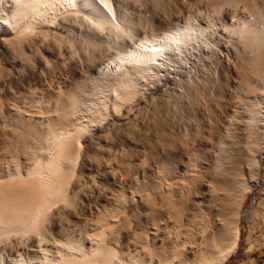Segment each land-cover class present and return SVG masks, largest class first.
<instances>
[{"label": "bare ground", "instance_id": "6f19581e", "mask_svg": "<svg viewBox=\"0 0 264 264\" xmlns=\"http://www.w3.org/2000/svg\"><path fill=\"white\" fill-rule=\"evenodd\" d=\"M130 1L0 0L1 41L15 53L14 56L18 54V57L24 61L29 60L31 63L33 48L41 40L45 48H57V52H53L51 55H43V52L40 54L39 50L42 51V47L37 51V53L39 52L38 56L43 55L42 59L46 58L48 64L49 60L55 66L59 63H63L64 67L66 64H73L80 70V76L77 79L74 78L76 81L71 90L66 91L64 79L63 81L58 79L55 86V81H53L54 84L52 83L55 88H51V83L49 84L51 87L44 88L43 85L42 88L40 87L42 96L40 94L38 97L45 96L43 100L40 98V102H38L39 98H33L31 95L30 103L31 105L34 103L35 110L29 111L31 115L27 119L34 129L30 128L24 133L25 140H29L26 143L28 144L27 149L29 147L31 151L29 162H22L17 150L10 160L0 162V245L1 243H10L13 239L17 241L27 239L29 244H32L35 239L38 241L37 249L30 250L28 253L0 254V264H224L235 253L245 198L251 187L259 183L258 176L262 171L258 157L262 150L261 143L264 141V138L260 136L264 134L262 127L264 123V113L262 112L264 111H262L263 108L261 109L259 101L264 96V3H259L257 0H224L226 5L228 2L234 7H238L240 1L242 9H238L239 12L235 9L234 13L231 11L229 14L233 13L231 16L235 17V20L232 22L230 20V23L221 22L223 23L222 28L219 27V29L215 22L210 20L212 19L210 18L211 14L209 16V13H207L208 15L205 13L210 19H205L206 21L202 22L203 19L194 17L190 12L186 16L177 15V13L170 15L169 13L168 23L165 22L166 26L164 28L157 26L158 29H154L155 26L152 25V28L150 25L154 23L155 18H151V23L150 16L148 19L141 14V10L139 13L138 11L134 12V8L130 10L132 9L130 8L132 6L128 5ZM148 1L137 2L144 4L149 3ZM151 1L153 5H150L154 7V10L151 8V13L156 9L166 8L164 10H167L168 8L164 5L165 0ZM137 2L136 4H139ZM218 2L216 0L215 3ZM221 2L224 4L223 0ZM210 3L208 1L205 6ZM212 3V9H214L216 5L214 4L213 7ZM222 4L219 3L221 9L223 8ZM226 5L224 4V6ZM234 7L230 9L232 10ZM169 9L168 12H171ZM216 9L219 8L216 7ZM180 11L182 10L180 9ZM217 11L214 12V15ZM157 12L160 13L158 10ZM223 13L224 18L228 19L227 11H223ZM155 17L157 18V16ZM218 18L221 19L220 15ZM141 27L149 28L142 31ZM40 44L42 43L40 42ZM29 49L32 52H28ZM46 51H49L48 48ZM211 58L227 63V67L231 59L232 64L233 61L239 60L240 62H238L242 64L241 66L237 64L240 66L237 71L236 67L234 69L232 64L229 63V65L233 67L236 75H240L237 76L238 78L242 76L240 85L243 83L244 89L246 88L247 94L249 91L250 95L242 115L238 113L249 136L245 148L246 159L241 162L243 166L240 163L242 170L247 171L248 182L243 183L239 179V172L238 176L236 175L238 178H235L237 180H234V184L238 186L243 184V191L239 188L240 186L235 190L231 186L233 184L224 182L228 178L224 179V165L220 160L228 158L227 152L231 150L232 145L227 132L220 138L219 153L215 154L213 163L208 164L211 165L209 167H206V162L196 154L195 156H187V154L185 155L187 159H182L185 153L183 156L180 151V154L178 152L175 154L176 148L172 147L174 143L170 141L171 143L168 142V145L173 143L170 146L175 150L169 149L166 144L164 148L167 149L165 152L163 151L164 158L158 160L156 157L159 156V153L158 156L155 155L157 160L155 158L153 160L149 156L151 159L148 158L149 161L146 156L144 160H148L147 166L138 161L142 170L137 169L139 163L135 166L134 163L137 161L130 162L132 164L130 166L136 168L134 170L130 167L131 175L127 181H117L119 194L113 200L116 207L110 206L103 217H114V213L122 215L120 211L127 210L133 205L137 212L139 202L136 201L135 196L140 195V199L145 197L144 202H147V206L144 208L147 211L145 212L147 223H141L145 226L142 225V241L138 246L130 245L126 248L127 254H125L121 246L113 247L106 244L103 238L104 231L99 232L98 235L95 234L94 236L97 238L93 239L89 245L85 244L84 239L69 235L63 242L53 241L50 248L43 247L41 242L48 236L49 226L50 224L54 225L55 217L57 215L60 217L59 214L68 207L76 209V205L79 204L74 184L76 177L83 171L80 170L82 166L79 169L85 147L83 139L87 138L85 136L93 129V126L107 121L123 109H126L127 115L134 109V106L137 108L142 101L149 97L148 93L151 94L149 98L153 99L151 90L154 86L158 87V84L161 86L166 83L171 84L168 88V91H171V96L167 97L168 104L173 102L174 108L192 112L194 105L203 100H201L202 89L206 86L207 80L204 78L205 76L199 77L197 68L199 69L200 62L206 59L211 60ZM47 61H45L46 64ZM60 66L62 65L60 64L58 68L62 69ZM227 70L229 69L227 68ZM41 74L44 75V73ZM68 76L70 75L68 74ZM71 79L73 78L71 77ZM214 79H218V77ZM176 86L181 90L175 92ZM218 86L221 88L222 85L218 82ZM149 88L152 89L148 91ZM34 90L31 92H36ZM244 91L242 89V93ZM47 97L54 100L53 110L49 108L52 106L49 105V100H45ZM137 99L138 101H136ZM42 101L46 104L45 106L44 104L38 105L42 104ZM48 111H56L57 114L55 116L52 113L55 117H51ZM233 111H235L233 114L236 115V110ZM36 114L42 117L35 120L36 116L32 115ZM47 114L49 115L46 116ZM17 117L20 122L25 121V117L23 116V119L21 114ZM241 122L239 121V123ZM184 134L186 133L184 132ZM160 137L159 135L149 136V145H152ZM180 148L182 150V147ZM184 152L187 151L184 150ZM177 155L182 157L178 158ZM191 155L194 154L191 153ZM93 169L89 167L88 173L93 176L92 179L96 182L93 171L99 174L102 169L100 167ZM101 174L104 175V172ZM207 174L211 179L204 182L201 179H204L203 177H206ZM126 186L129 189L127 194L124 191ZM220 190L224 191L221 195L217 193ZM166 197H172L171 200L177 202V205L180 204V207H177L175 211L172 210L174 213L171 214L174 215H170L171 209L167 213L168 210L164 212L159 206L160 204L163 207ZM216 200H219L218 204L221 207L218 206L219 209H217L219 218L216 217V219L218 222L213 221L217 227L214 232L208 231V219L211 217L213 207L207 206V209L203 210L202 206L204 202L212 203ZM173 205L170 207L173 208ZM171 218L173 228L171 231H167L170 229L168 227ZM134 222L136 225L140 223L139 220ZM108 227L110 226L106 228ZM163 231L166 232L165 235ZM162 233L165 237L161 235ZM168 233H172L173 235H171L175 239L173 244L169 245L172 251L168 255H160L161 252H156V242L160 241L161 246L164 247L161 251H164L167 248L164 246L167 243L164 244L165 240L169 241L172 238ZM182 233L183 240L180 237ZM186 244L194 245L198 249L195 250L196 255L193 261L187 258Z\"/></svg>", "mask_w": 264, "mask_h": 264}, {"label": "rangeland", "instance_id": "374dc122", "mask_svg": "<svg viewBox=\"0 0 264 264\" xmlns=\"http://www.w3.org/2000/svg\"><path fill=\"white\" fill-rule=\"evenodd\" d=\"M135 1L137 2L140 0H135ZM135 1L133 2V0H131L130 2H128L129 7L132 6V7H130L132 9H130V8L129 9L133 10V8H134L133 11L134 12L138 11V13L141 10V14H143L145 17H147L149 19V16H150L151 23H152V19L155 18L153 20L154 23L150 25V27H152V25H153V27L155 26L154 29H158L160 27L164 28V26H166V24L168 23L169 13H170V15L177 13V15L182 14L181 16H184V15L186 16V14H189V12L194 17H197L198 19L200 18V20L203 19V20H201L202 22L206 21L205 19L212 18L210 20H213V22H215V25L219 29V27L222 28V24L224 23V21L230 23V20H231V22H232V20H235V17L231 16V15H233L235 9H237V11H238V9L239 10L242 9V6H241L242 2L240 5V1L238 2V7H234L232 4H229L228 2L226 5V1L224 2V0H223L224 4L227 6L226 7V6H224V4H222L221 0H218L219 2L217 4L215 3L216 0H207V1L206 0H165L166 2L164 5H165V7L168 6L167 10H164L166 8L163 9L164 11L162 9H156L154 11L155 13L154 12L151 13L152 12L151 8H152V10H154V7L152 6L153 3H151L152 2L151 0H149V1L147 0L149 2V3L146 2L147 4L146 3L143 4L141 2L143 4L142 9L144 6L143 11H142L141 6H140L141 3L137 2L139 4H136ZM203 1L205 3H202ZM208 1H209V3H210V1H211V3L215 1L214 3H212L213 7H214V4L216 5L214 7V9H212L211 3L207 4V6H205L206 3H208ZM257 1L259 3L260 2L264 3L263 2L264 0H257ZM134 3H135V7H134ZM219 3L222 4V7H223L222 9L220 8L221 6H219ZM150 4H152V5H150ZM146 5H147V7H146ZM148 5H150V6H148ZM228 6H230V7H228ZM169 7H170V9H169ZM187 7H188V9H187ZM216 7H218L220 10L216 9ZM231 7H234V8H232V10H231L230 9ZM263 7H264V4H263ZM148 8H150V9H148ZM199 8H200V10H199ZM210 8H211V10H210ZM145 9H148V10L146 11ZM168 9H169V11H171L173 13L168 12ZM180 9L182 11H180ZM215 9L218 10L217 12H219L218 14H217V12L215 13L216 16L214 15V12L216 11ZM149 10H150V12H149ZM157 10L160 11V13L162 11V13L160 14L159 12H157ZM196 11H197V13H196ZM223 11L224 12L227 11L228 14L231 13V11H233L232 14H229L230 18L232 17L233 19L232 18L230 19L229 15H228V19L227 18L225 19L224 18L225 16H223V14H224ZM198 12L199 13L201 12L200 15ZM205 13L206 14L209 13V16L211 14L210 18H207L209 16H207L208 14L205 15ZM218 15H220L221 19L218 18ZM155 16H157V18ZM203 16H205L206 18ZM213 18H215V19H213ZM218 20H219V22H218ZM165 22H166V24H165ZM221 22H223V23H221ZM218 25H220V26H218ZM157 26H158V28H157ZM147 29L141 27L142 31L143 30L145 31ZM40 42L42 44H40ZM37 43H38V45H37ZM37 43H36V47H39V48L34 47L33 48L34 53L31 50L32 48L28 50V52L33 53V55L31 53V59H33V60H31L32 62L29 63L30 62L29 60H26L27 62L24 61L23 59H21L20 57L17 56L18 54H16L14 56L13 54H15V53L13 51H11V49H9L6 44L5 45L3 44V42L1 41V36H0V162H2V161L7 162L18 151L20 152V153L18 152V156H19L20 160L24 163L29 162L28 159L31 157V155H30L31 151L29 150V147L27 149L28 144H26V143H28L29 140L28 141L25 140L26 138H24L25 137L24 133H26V131H28V129H30V128L34 129V127L30 124V122L27 119V117H29L31 115L29 111L35 110L34 103H32V105L30 103L32 100L31 95L33 98L34 97L39 98L38 102H40L41 101L40 98H42V97H40V96H42L40 87L42 85H43L42 87H44V88L47 86H50L49 84L50 83L52 84L53 81H55L54 82L55 84L53 83L55 86L57 84L56 80L58 82V79H62V81L64 79L65 90L69 91L74 87V84L76 81V80H74V78L77 79L80 76L79 68L73 64H70V65L68 64L69 66L66 64L65 67H67L68 70H65L67 68L64 67L63 63H59V64H57V66H55V64L51 60H49V64H48V61L45 60L46 58L42 59V58H44L43 55H46V54L51 55V53L53 54V52L54 53L57 52V48L56 47H46L45 48L43 46V42L41 40H39ZM5 46H7V47H5ZM40 48L42 49V51L39 50ZM47 48L50 52L46 51ZM50 49H52V50H50ZM34 50H36V51H34ZM38 50H39L40 54L43 52L42 56H38V54H39V52L37 53ZM19 58H20V60H19ZM213 59L214 58H211V60L206 59L205 61L200 62L201 65L199 64V66H198L199 69L197 68V70H198L197 74L199 75V77L203 78L205 76L204 78H207V80H206V86L207 87L204 86V88L202 89V91H203L202 95L203 96L201 97V100L202 99L203 100L194 105V109L192 110V112L191 111L186 112L183 109H181V111H180V110L174 108L173 102L171 104H168L167 103V100H168L167 97L171 96V93H170L171 91L170 90L168 91V88H170L171 84L166 83V84H163L162 86L158 84V87L154 86L153 89L151 88L152 90L150 88L148 90V91L151 90V92H153L152 93L153 99L149 98L151 94L148 93L149 97H147L144 101H142L141 104L139 106H137V108H135V106H134V109H132V111H129V113L127 115L125 112L126 109L125 110L123 109L119 114L111 116L107 121H103L101 124L93 126V129H92L93 131L91 130L92 132L90 131L88 133V135L85 136L87 138L83 139V144L85 146L84 150H83L84 154L82 153V155H83V157L81 155L82 163L79 164V169L82 166L80 170H83V171H82L81 175L79 174L78 177H76L77 181L75 180V184H74V190L77 193V198L80 199V200L78 199L79 204L76 205V209H75V207H73L74 209L68 207V208H66V210H64L63 213L59 214L60 217L58 215L55 217L56 219H55L54 225L50 224V226H49L50 230H49L48 236L46 237V239H43V241L41 242V245L43 247L50 248L51 245L54 243L53 241L63 242L67 238V236H69V235L73 236L75 238H78V239L79 238L82 240L84 239L85 244L89 245L93 239L97 238L96 236H94L95 234L98 235L99 232H104V231H105L104 232L105 237L103 236V238H104V241L106 242V244H108L109 246H113V247L116 245L121 246L123 249V253L125 252V254H127L126 248L129 247L130 245L131 246H135V245L138 246L140 244L139 242L142 241V239H141L142 238L141 231L143 230L142 225L145 226V224L141 225V223H147L146 222L147 220L145 217V214H146L145 212H147V211L144 208V206H147V202L146 201H145L146 203L144 202L145 197H144V199H140V195L135 196L136 201L139 202L138 203L139 209L137 212L134 210L135 205H133V206H130L129 208H127V210L120 211V212H122V215H121V213H119V214L114 213V217H111V218H103V217L105 216V214H106L107 210L110 208V206H112L114 208L116 207L114 205L113 200L115 199V196H117L119 194V191L117 190V188H118L117 187V185H118L117 181H119V180L121 182L125 181V180L127 181L128 177L131 175V170L129 171L130 167H131V169L135 170V168H136L135 166L138 163H139V165H137V169H139L141 167L140 162H138V161H141V163L143 162L144 163L143 165L147 166L146 163L150 159V157L154 160L155 155L158 156V154L160 153L159 156L156 158L158 160H160V158L162 159V157L164 158V152H165V149H167V148H164L166 144H167L166 147H168L171 150L173 148H176V151H174L175 149H173L175 154L177 152H178V154H180V152H182L181 155L183 156V154L185 153L183 156L184 158L181 155H177L178 158L182 157V159L186 160L187 156H195V154H196L197 156L199 155L198 157L201 156V159H203L204 162H206L205 166L209 167L211 165H208V164L213 163L212 160L214 159L215 154L219 153V148H220L219 140H220V138L223 135L228 134V136L230 137V139L232 141L231 150H228V152H227L228 158L220 160L221 163L224 165L223 166L224 174H225L224 179L228 178V180H226V181L224 180V182H226V183L230 182V184H233L231 186L235 190H237L238 187L240 186V185L238 186L237 184H234L235 183L234 180H237L235 178L239 177V179L243 183L248 182L249 177H247V175H246L247 171L244 170L245 171L244 172L242 170L241 167L243 165L241 162H243V160L246 159L245 158V148H246V144H247V141L249 139V136H248L246 128H244V126L242 125V122H241L239 115L241 113H243V111L246 109L247 98L250 95H249V91L247 94L246 88L244 89L243 83H241L242 85H240V80H241L240 78H242V76L240 78H238L240 75H236V73L234 71L235 67L237 68L236 69V71H237L242 63H239L240 61L236 60V61H233V64H232V59H231L228 62V67H227V63L220 61L223 63L222 64L219 61H217L216 59H214V60ZM34 61H35V63H34ZM45 61H47V64L45 63ZM217 62H219V63H217ZM235 62H236V64H235ZM229 63L233 65L234 69L231 65H229ZM60 64L62 65L60 67H62V69L65 71H63L61 68H58ZM237 64L240 66H238ZM227 68L229 70H227ZM35 69H36V71H35ZM59 69H61V70H59ZM70 69H72V70H70ZM42 71H44V72H42ZM232 71H234V72H232ZM6 73H10V74L7 75ZM41 73H44V75ZM48 73H50V74H48ZM65 73L67 76L65 75ZM68 74L70 76H68ZM231 76H232V78H231ZM6 77H8V78L6 79ZM71 77L73 79H71ZM217 77H218V79H214ZM235 77H236V79H235ZM5 80H7L8 82ZM216 80H218V81H216ZM234 81H236V82L234 83ZM159 82H161V81H159ZM218 82L222 85L221 88L219 87L220 85L218 86ZM237 82H239L238 84L240 86L237 84ZM46 83H47V85H46ZM53 84H52V87L50 86L51 88L54 87ZM237 85L239 87H242L243 91L245 90L244 91L245 94H244V92L242 93V89H239V87ZM38 87H39V90H38ZM33 88H36V89L34 90ZM31 90H34L36 92L32 93ZM176 90H175V92H178L181 89L176 86ZM37 92L38 93L40 92V93L38 94ZM250 94H251V92H250ZM38 95H40V96L38 97ZM44 97L45 96H43V98ZM43 98H42V100H43ZM48 98L49 97L45 98V100L46 99L49 100L48 101L49 105L50 106L52 105L49 108H51V110H53L52 107L54 106V100H53V98H51L52 100L50 98L49 99ZM50 101H51V103H50ZM52 101H53V103H52ZM136 101H138V99ZM237 101H239V102L237 103ZM259 101H260L261 109L263 108L262 111H264V96ZM46 103H47V101H46ZM87 103H90V102L87 101ZM134 103H136V102H134ZM240 103H242V104H240ZM43 104L44 103L42 101V104L39 103L38 105H43ZM197 104H199V105L197 106ZM45 105L46 104H44V106ZM47 106H48V104H47ZM237 107H238V109H236ZM234 109L236 110L237 114L238 113H240V114H238V115L233 114V113H235V111H233ZM238 110H240V111H238ZM50 112H49L50 115L47 114L46 116L49 115L51 117H55L57 114L56 111H53V112L50 111ZM184 113H185V115H184ZM190 113L192 114L191 116H190ZM262 113H264V112H262ZM19 114L22 115L23 119L25 117L24 122L19 121V119L17 117ZM194 115H195V117H194ZM231 115H235V116H231ZM32 116H36L35 120H37L39 117H42L39 114L32 115ZM192 118H193V120H192ZM190 119L192 122L189 121ZM194 119H195V121H194ZM230 121L231 122L233 121V122L228 123ZM239 121L241 123H239ZM262 127L264 130V123L262 124ZM184 132L186 134H184ZM225 132H227V133L225 134ZM155 134L159 135L161 137L158 140L155 139L156 142H154L152 145H149V143H148L149 136H151V135L156 136ZM181 134L184 136H182ZM178 135L180 136V138ZM260 136L262 138H264V134L260 135ZM181 137H183V138H181ZM162 138H165V139H162ZM158 141H160V142H158ZM170 141L174 143V144L172 143L173 145L170 144V145H172V147L174 146L173 148L170 145H168V142L171 143ZM29 145H31V144L29 143ZM261 146H262V150H261L262 153L260 152V155L258 157L259 165L262 169V171H260V175L258 176L259 183L254 184L253 185L254 187H251L249 193L247 194V197L245 198V206L242 208V214H241V217H243V218L239 222V239H238L237 247H236L235 253H233L231 258L229 257L228 258L229 260L227 259L224 264H264V141L261 143ZM180 147H182V150ZM186 147L189 148L188 149L189 151L187 149H185ZM192 149H193V151L191 152ZM16 150H17V152H16ZM155 150H156V152H155ZM184 150L187 152H190V153L184 152ZM191 153L194 155H191ZM198 153H200V154H198ZM151 154H152V156H151ZM160 155H163V156H160ZM185 155H187V156H185ZM146 156H148L147 159L149 158L147 161L144 160L146 158ZM132 159H134V160H132ZM135 161H137V162H135ZM130 162H132V163L135 162L134 163L135 166H134V164H133L134 167L130 166V164H131ZM240 163L242 166L240 165ZM89 167H92L94 169H97L100 167L102 169V170H100L101 172L99 171V174L96 171H93V173L95 174L94 179L96 180V182H94V180L92 179L93 176L88 173L90 171V170H88ZM240 168H241V171H240ZM139 170H142V169L140 168ZM102 172H104V175L101 174ZM238 172L240 174L239 176L237 175ZM82 174H83V176H82ZM242 174H244V175H242ZM233 177H234V179H233ZM203 178L204 179H201V180H203L204 182H205V180L208 181L209 179H211L208 176V174L206 177H203ZM115 180H116V182H115ZM242 182H241V184H242ZM241 186L239 188L241 189V191H243L242 188L244 186H242V187ZM115 190H117V191H115ZM128 190L129 189L126 186V188L124 190L126 192V194L129 192ZM223 192L224 191L220 190L217 193L221 195V193H223ZM165 199L167 201L164 200L163 207L160 204H159V206L161 207V209L164 212H167V210H168L167 213H169L171 211L170 215H174L171 213H174L176 208L180 207V204L178 203V205H179L178 206L176 204L177 202H175L174 200H171L172 197L171 198L166 197ZM81 200H82V202H81ZM218 201L219 200L213 201L212 203H208V202L203 203V206H202L203 210H206L207 206L208 207L210 206V208L213 207L212 211H211L212 213L210 214L211 217H209V219H208L209 220L208 231H214L215 232L217 229V227H215L216 225L213 223V221H215V223L218 222V219H216V217L219 218V216H218L219 214L217 215V213H218L217 209H219L218 206H220V204H218L219 203ZM172 202L174 203V205ZM108 203H110V204H108ZM169 203H171V204L169 205ZM161 204H162V202H161ZM175 204H176V206H175ZM172 205L174 206L173 208L170 207ZM181 207H184V206H181ZM173 209H174V211L172 212ZM188 213H190V212H188ZM123 214H124V216H123ZM136 214H138V215H136ZM166 215L170 216L168 214H166ZM136 216H137V218H136ZM197 218L199 221V216ZM98 220L101 222H99ZM135 220H139L140 223H138L136 225L134 222ZM170 221H172V218H171V220H169V227L168 228H170V229H168L167 231H171L173 228V225H172L173 221L172 222H170ZM106 225L110 226V227L106 228L107 227ZM210 226H212V227H210ZM163 233H164V231H163ZM163 233L161 235L163 237H165L164 235L166 234V232L164 233V235H163ZM171 234L172 233L169 234L170 237L173 235V234L172 235ZM182 236H184L183 233H182V235H180L181 239L183 238ZM14 240L15 239L11 240L10 243H1L0 254H2V255L3 254L4 255L9 254L10 255V253H11V255H16L17 253H20V252L21 253H28V252H30V250H36L37 246H38V241L36 239H35V241H33L32 244H29V241L27 239L20 240L22 243L19 240L18 241L17 240L14 241ZM88 240H89V242H88ZM167 240H165V242H164V244L167 242L164 245L165 247H167L164 251H161V250H163L162 248H164V247L161 246L160 241L156 242L155 246H156V249L158 250V251L156 250V252H158V253L161 252L160 255H165V254L168 255L172 251L171 247H169V245L173 244V242H174L173 240H175L174 236H172V238L169 241H167ZM7 245H9V246H7ZM158 247H159V249H158ZM33 248H35V249H33ZM185 248H187L186 249L187 250V256H188L187 258L190 261H193L195 258V255H196L195 250L197 249V247L195 248L194 245L188 246V244H186ZM192 251H193V253H192ZM162 252H163V254H162ZM189 256H190V258H189Z\"/></svg>", "mask_w": 264, "mask_h": 264}]
</instances>
